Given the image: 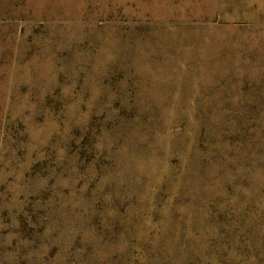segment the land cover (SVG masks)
Segmentation results:
<instances>
[{"label": "rangeland", "instance_id": "374dc122", "mask_svg": "<svg viewBox=\"0 0 264 264\" xmlns=\"http://www.w3.org/2000/svg\"><path fill=\"white\" fill-rule=\"evenodd\" d=\"M0 264H264V0H0Z\"/></svg>", "mask_w": 264, "mask_h": 264}]
</instances>
